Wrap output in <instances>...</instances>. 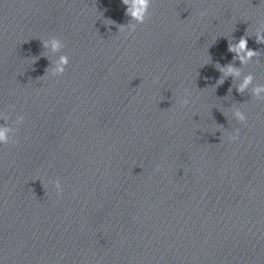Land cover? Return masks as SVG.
<instances>
[{
	"label": "clouds",
	"instance_id": "clouds-1",
	"mask_svg": "<svg viewBox=\"0 0 264 264\" xmlns=\"http://www.w3.org/2000/svg\"><path fill=\"white\" fill-rule=\"evenodd\" d=\"M121 2L125 5L131 4V6L127 9V12H126L127 15H130L134 19L138 20L141 24L145 22V17L148 13L151 0H121ZM52 46L55 49L58 47V44L56 42H53ZM229 51H234L238 53L246 52V57L245 56L240 57L242 62H244L246 58H251L252 56L256 55L255 52L247 49V39L246 38H241L238 44L235 46L229 45ZM67 64H68V58L61 57L60 66L57 69L58 72L63 73L64 66H66ZM227 71L228 73H233L234 69L229 65ZM251 79H252L251 76L245 78L244 83L240 86L241 91H243V89L251 82ZM255 91L258 94L261 91V89L257 88ZM240 119L245 120L243 116H240ZM5 133H6V129L0 128V141L6 140ZM237 138L238 136H234L232 139H237Z\"/></svg>",
	"mask_w": 264,
	"mask_h": 264
}]
</instances>
